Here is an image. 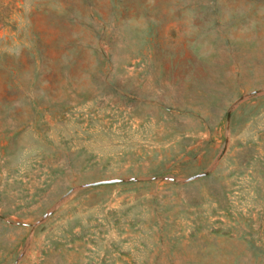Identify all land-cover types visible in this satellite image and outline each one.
I'll return each instance as SVG.
<instances>
[{
  "label": "rangeland",
  "instance_id": "obj_1",
  "mask_svg": "<svg viewBox=\"0 0 264 264\" xmlns=\"http://www.w3.org/2000/svg\"><path fill=\"white\" fill-rule=\"evenodd\" d=\"M0 264H264V0H0Z\"/></svg>",
  "mask_w": 264,
  "mask_h": 264
}]
</instances>
